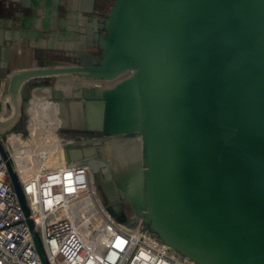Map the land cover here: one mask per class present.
<instances>
[{"label":"water","instance_id":"water-1","mask_svg":"<svg viewBox=\"0 0 264 264\" xmlns=\"http://www.w3.org/2000/svg\"><path fill=\"white\" fill-rule=\"evenodd\" d=\"M103 30L95 65L13 74L14 115L0 128L15 122L31 80L92 77L79 122L102 141L141 143V167L124 173L133 213L195 264H264V0H114ZM79 145L62 144L66 164H83Z\"/></svg>","mask_w":264,"mask_h":264},{"label":"built area","instance_id":"built-area-1","mask_svg":"<svg viewBox=\"0 0 264 264\" xmlns=\"http://www.w3.org/2000/svg\"><path fill=\"white\" fill-rule=\"evenodd\" d=\"M6 114L7 101L0 97V123L9 120ZM1 130L0 146L20 188L27 218L0 153V264H42L27 220L45 264H195L161 241L141 217L135 226L117 221L100 202L84 164L63 162L24 178L9 147L18 136Z\"/></svg>","mask_w":264,"mask_h":264},{"label":"crops","instance_id":"crops-1","mask_svg":"<svg viewBox=\"0 0 264 264\" xmlns=\"http://www.w3.org/2000/svg\"><path fill=\"white\" fill-rule=\"evenodd\" d=\"M113 3L114 0H0V94L5 91L3 99L9 111L14 110L7 94L13 74L22 70L89 67L97 60L104 38L103 24ZM65 76L75 75L31 80L34 91H21L19 107L23 100L31 104L34 100L46 101L57 107L59 101H64L45 83L65 84ZM71 80L76 81L74 77ZM91 89L85 85L78 88L79 98L64 94L63 98L70 100L63 105V123H74L80 103L92 96ZM63 137L62 144L68 141ZM122 156L126 157L127 151ZM19 166L27 171L26 166Z\"/></svg>","mask_w":264,"mask_h":264},{"label":"flooded vegetation","instance_id":"flooded-vegetation-1","mask_svg":"<svg viewBox=\"0 0 264 264\" xmlns=\"http://www.w3.org/2000/svg\"><path fill=\"white\" fill-rule=\"evenodd\" d=\"M100 88L102 89L103 87ZM79 120L80 118L77 114L74 125H71L68 120L64 123L62 128L65 133V139L68 140L64 141L65 143H80L78 147L85 151L82 157L83 164L89 169L91 177L94 179L93 184L100 202L104 207H107V210L115 219L127 220L128 214L133 213L132 206L136 204V201L130 195L127 182L126 185H123L126 175L122 171L119 178V174L114 172L115 163L111 159L113 154L108 153L109 149L107 146L104 147L107 141H102L107 136L86 130L87 123L85 120L83 122H79ZM112 139L115 141L120 140L115 137ZM124 164L128 167L130 159Z\"/></svg>","mask_w":264,"mask_h":264},{"label":"rangeland","instance_id":"rangeland-1","mask_svg":"<svg viewBox=\"0 0 264 264\" xmlns=\"http://www.w3.org/2000/svg\"><path fill=\"white\" fill-rule=\"evenodd\" d=\"M100 60V55L99 57H97V60H95L92 65H95L99 62ZM66 78H64L65 84H57L56 82H49L45 83V86H49L52 88V93L55 90V95L60 99H62L64 102L66 100H70V99H64L63 96L64 94H68L70 97L72 98V95H75L77 98L80 97L79 94H76V91L78 88L83 87V85H85L86 87L93 88L92 84H94L95 82L92 83L93 78L90 76H83V75H75V76H65ZM73 77L75 78L76 81H73L71 79H73ZM62 83V82H61ZM102 83H107V82H101ZM114 83H108L105 84L103 87L109 88L111 86H113ZM5 95V91L0 94V97H4ZM85 96L87 97V93H85ZM38 100V99H37ZM40 100V99H39ZM35 101V100H34ZM64 102H60L59 101V105L57 107H55L56 112H55V117H56V121H57V125H56V138L58 139V142L60 140V144H62V140L64 139V131H63V121H64V115H65V110H64ZM29 105L28 107H19L18 109V115L16 117V120L13 124L10 125V127L6 128V129H2L1 133L4 135L9 136L10 134H17L16 139L12 138L9 142V147L14 151H18V149L22 146L20 143L21 142H28L29 138H30V126H31V116H29ZM28 109V110H27ZM14 115V110L9 111V109H7V114L6 117L7 118H11ZM73 119V118H71ZM76 120V117L74 116V122ZM72 123V122H71ZM74 125V123L72 124ZM42 137V136H41ZM43 138V137H42ZM117 139V138H116ZM21 140V141H20ZM19 141V142H18ZM114 139L107 141L106 145L104 147L107 146V148L109 149V154H113L114 156H117L118 153H120L121 157L122 156V152L125 150L127 152L130 153L129 158H130V164H129V168L128 170H126V165L123 164L118 157H114L113 155L111 156V158L115 161H118L119 163L115 164V168H114V172H116L117 174H119V178H120V172L122 173H126L127 171H138V169L141 167L142 164V152H141V143L138 139L135 138H131V139H123V140H117L115 141ZM114 142V143H113ZM113 143V144H112ZM43 146V145H42ZM62 147H60L61 150ZM45 149H49V145L46 146ZM131 165V166H130ZM20 167V166H19ZM19 171L24 173V169L22 167H20ZM137 168V169H133V168ZM106 210L107 207L105 206ZM108 211V210H107ZM109 212V211H108ZM122 225L126 226L127 224H130V226H135L136 222H137V215L133 214V213H129L127 216V220L126 219H121L118 220Z\"/></svg>","mask_w":264,"mask_h":264},{"label":"bare ground","instance_id":"bare-ground-1","mask_svg":"<svg viewBox=\"0 0 264 264\" xmlns=\"http://www.w3.org/2000/svg\"><path fill=\"white\" fill-rule=\"evenodd\" d=\"M55 112V106L46 101H34L29 108V116H31L29 141L21 142L22 146L14 152L17 168L19 164L27 167L26 172H21L24 178L42 168L53 169L65 162L55 134L57 125ZM48 145L49 149H45ZM34 154L38 155L39 159H35ZM40 154H42L41 158ZM113 163L119 162L113 160Z\"/></svg>","mask_w":264,"mask_h":264}]
</instances>
